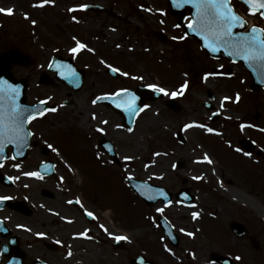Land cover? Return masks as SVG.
Wrapping results in <instances>:
<instances>
[{"label": "rangeland", "instance_id": "374dc122", "mask_svg": "<svg viewBox=\"0 0 264 264\" xmlns=\"http://www.w3.org/2000/svg\"><path fill=\"white\" fill-rule=\"evenodd\" d=\"M38 2L0 0V8L14 9L12 15L0 13V51L18 49L29 55L32 63L28 67L11 65V72L22 78L27 75L33 78L30 95H35L37 101L54 99L57 113L47 114L41 125L51 129L53 126L48 123L58 122L63 140L67 144L76 143L74 153H82L81 161L62 160L61 163L69 170L72 188L82 198L83 207L96 216L92 223L83 221L96 246L95 251L85 246L80 250L83 264H133L131 261L137 254L153 264H221L210 258L212 252L228 256L234 264H264V252L254 253L225 228L226 222L243 220L264 246V216L261 215L264 131L260 130L264 129V88L249 89V74L239 62L212 59L197 41L188 37L173 40V36L185 33L181 26L173 27L177 25V17L169 13L166 0H55L54 4L44 7L32 6ZM93 3L106 7L114 15L90 10L67 11L79 4ZM231 3L247 21L264 27L258 14L249 15L238 0ZM149 8L151 11L144 10ZM25 13L28 19L24 18ZM32 20L36 21L35 25ZM186 22L187 17L183 25ZM73 36L93 48L94 53L82 51L74 59L68 52L74 46ZM53 56L70 59L84 73V83L78 90L47 70ZM108 64L129 76L114 73L116 77H113L107 72ZM215 68L222 70V74L215 73L202 80L204 73H214ZM42 72L52 78L49 83L40 82ZM134 76L142 79H132ZM185 80L189 86L180 94V85ZM149 84L178 94H162L146 101L144 105L148 107L143 105L130 127L131 132L115 110L99 102L91 103L98 95L121 88L137 90ZM149 90L153 89L147 87ZM207 91L213 93L212 101ZM237 93L239 101H235ZM225 96L231 99L223 101L221 107ZM171 98L178 109L168 107ZM206 102L213 108L207 109ZM213 113H217L214 119ZM93 114L96 119H92ZM191 122L205 124L216 131L208 133L198 127L183 129L184 124ZM241 124L245 125L243 130ZM97 128L104 131L99 132ZM177 132H181L184 141L176 138ZM104 134L115 143L118 163L100 154L97 148V139ZM241 138L251 140L261 153L243 149L238 143ZM81 144L84 148L79 151ZM205 153L212 164L197 162ZM125 156L133 159L125 160ZM128 176L166 188L173 196V203L166 207L160 200L146 204L127 185ZM194 176L202 179L195 180ZM221 185L250 196L258 207L232 198ZM184 187L194 196L191 204L174 197ZM159 207H164L162 214L155 211ZM193 211L199 213L197 219L192 218ZM159 216L179 235L177 246L167 242L156 223ZM100 224L114 235L128 236L129 240L122 241L125 246H116L115 240L99 228ZM181 228L185 231L181 232ZM187 232L193 235L190 237Z\"/></svg>", "mask_w": 264, "mask_h": 264}, {"label": "flooded vegetation", "instance_id": "af4514ba", "mask_svg": "<svg viewBox=\"0 0 264 264\" xmlns=\"http://www.w3.org/2000/svg\"><path fill=\"white\" fill-rule=\"evenodd\" d=\"M91 12L114 15L109 9ZM14 65L20 64H13L12 67ZM20 67L22 69L28 65ZM108 74L116 77L112 73L108 72ZM12 76L15 79L22 78L14 73ZM23 78L27 79L25 104H34L37 101L35 95H30L33 78L28 75ZM49 78L51 81L52 78L50 76ZM39 80L42 83L41 76ZM40 101H45L47 108L55 107V101L52 98ZM66 102L67 100H64L63 104ZM101 103L114 110L107 103ZM49 113L51 112H46L27 124V129L34 135L28 138L27 146L21 149L22 155H15V149L11 145L0 153L4 157L0 162L3 165L0 166V197H9L7 200H0V264H83V257L79 255L83 246L91 251L96 249L92 240L74 238L75 233L85 229L84 220L86 223H92L95 220L86 217L83 214L85 208L75 203L79 199L83 205L82 198L77 195V191L73 190L69 170L61 163L62 160L81 161L82 153H74V148L78 147L76 143L67 144L63 140L62 127L58 122H49L50 127L53 126L51 129L41 125V120ZM103 138L111 141L114 149L115 143L106 134L98 137L97 148L100 154L108 157L99 144ZM49 144L56 149L55 152L48 147ZM82 148L84 144H81L79 151H82ZM13 155L15 159H10ZM15 164H19L20 167H13ZM24 172H38L43 178L25 176L22 174ZM9 177L13 179L10 180ZM69 200L73 203H67ZM231 221L240 224L238 236L229 227ZM231 221L228 224L226 222L225 228L232 237L244 241L258 255L264 252V246L243 220ZM41 232L45 235H36ZM57 240L60 243H57ZM114 243L117 245V241ZM118 245L125 246L122 241ZM69 247L72 252L71 257L67 256ZM209 256L211 257V253Z\"/></svg>", "mask_w": 264, "mask_h": 264}, {"label": "snow or ice", "instance_id": "6c2138e0", "mask_svg": "<svg viewBox=\"0 0 264 264\" xmlns=\"http://www.w3.org/2000/svg\"><path fill=\"white\" fill-rule=\"evenodd\" d=\"M173 6L182 7L184 5H190L193 9L190 18H187V32L180 37L173 36V40H183L186 38L187 33H195L200 39L203 41V48L207 49L211 53H218L223 51L227 56L234 58L233 62H235V58L242 60L249 68L253 69L254 73L262 78V82H264V27H259L257 25H252L250 28L247 27V21L240 16L234 9L231 0H172ZM55 0H39L38 3L32 5L33 7H44L45 5L54 4ZM242 3L247 6L249 15H259L261 18H264V0H242ZM89 7L87 4H79L67 9L68 12H74L76 10H86ZM144 8L143 5L140 6ZM146 11H151V9H144ZM160 11V10H158ZM0 13L6 15L14 14V9L12 7L8 8H0ZM161 15H164L161 12ZM24 18L28 19V15L25 13ZM73 21H77L76 16H72ZM31 23L33 25L36 24L35 20H32ZM161 24L164 23L163 20L160 21ZM173 27L179 28L180 25H174ZM236 29H245L241 31H236ZM114 30V29H113ZM74 42V46L68 48V52L75 59L77 54L82 51H87L89 53H94V49L89 47L86 43L81 42L75 36L72 37ZM117 47H120L118 44ZM101 64H105L104 60L100 61ZM108 70L112 73H119L122 76H129V73L122 72L119 68L113 67L112 65H106ZM49 68L56 67L59 74L66 80L77 81L79 79L78 73L75 68L70 64L66 63H56L55 61H50L48 63ZM187 75V73H185ZM216 75L215 73H204L202 80L206 81L209 76ZM132 79H142L140 76L131 77ZM189 86V82L187 80L184 81L183 84L180 85V94L183 93L185 89ZM147 87L153 89L158 93H162L164 95H172L176 96L177 92L169 93L164 87H161L156 84H149ZM20 95V89L18 86L10 84L7 80L0 79V153L5 151V148L8 145H11L15 149V155H22L21 149L27 146L28 138L34 135V133L26 128V125L31 121L43 116L46 112H55L57 109L53 108H43L34 110L29 112V110L18 103V97ZM123 97V99L121 98ZM117 107L121 108L123 111L127 112L129 115H134L137 111L135 106L136 97L129 92L127 88L118 89L110 94H103L96 96L91 103L93 105L97 104L101 100H108ZM231 99L228 96L223 97L221 101V107H223V101ZM240 96L237 93L235 96V101H239ZM234 101V102H235ZM41 104H44L45 101H41ZM148 105H144V108H147ZM143 109H140L142 111ZM217 113H213L216 115ZM92 119H96L95 114L92 115ZM101 123L106 124L107 121H101ZM119 127V126H117ZM192 127H198L204 129L208 133H213L216 130L208 127L202 123H186L183 125V129H189ZM245 127L244 124H241V130ZM264 131V129H260ZM97 131L103 132L104 129L97 128ZM129 132L132 131L131 128L128 129ZM219 135V133H216ZM49 148H52V151H56L51 144L48 145ZM240 151V149H237ZM15 155L10 157V159H15ZM154 155H160V153H154ZM245 155H250V153H245ZM4 157L0 155V162H2ZM125 160H132L133 157L125 156ZM197 162H206L208 164H212L213 161L211 158L205 153L202 157L198 159ZM0 166H3L0 163ZM15 168H19V164L13 165ZM173 168L176 167V164L172 165ZM214 171V170H213ZM25 176L36 177L42 179L38 172H24L22 173ZM128 180H131L132 177H126ZM195 180L202 179L201 176L192 177ZM9 179H13L9 177ZM18 179V177H17ZM139 192V194L145 197L148 200H155L157 197H165L166 206L171 205L173 202L167 199L165 191L162 189H154L147 182H143L141 184L133 185ZM9 197L2 196L0 200H7ZM67 203L71 204L73 201L69 200ZM76 204H79L81 208L83 205L81 201L77 199L75 201ZM177 203H180L177 201ZM195 207V205H192ZM155 211L157 213H163L164 207L156 208ZM86 217L96 219L95 214L92 211L84 210L83 213ZM193 219H197L199 213L193 211L191 213ZM62 219H65L62 217ZM71 223V221H68ZM99 228L102 229L108 236L112 237L115 241H127L129 237L126 235H114L112 232L105 227L104 224H100ZM181 232L185 230L183 228L180 229ZM90 229H83L82 231L75 233L74 238L81 237L84 239H92L89 235ZM38 236H44V233H36ZM186 235L192 236V232H187ZM163 239V237H161ZM60 243L59 240L56 241ZM167 251H171L170 249H166ZM67 256L71 257L72 252L69 247L67 252ZM237 260L240 257H236Z\"/></svg>", "mask_w": 264, "mask_h": 264}, {"label": "water", "instance_id": "95a60500", "mask_svg": "<svg viewBox=\"0 0 264 264\" xmlns=\"http://www.w3.org/2000/svg\"><path fill=\"white\" fill-rule=\"evenodd\" d=\"M168 7H169V12L171 15L175 16L178 18V22L177 24H179L180 26L183 27L184 33L187 32V23L183 25V21L187 18H190L191 13L193 11V9L191 8L190 5H184L182 7H175L173 6V2L172 0H166ZM242 3V0H239ZM243 4V3H242ZM89 7L87 9H92L95 11H100L103 10L104 7L100 6V5H96V4H88ZM246 6V5H245ZM247 7V6H246ZM186 11L188 12V15L186 16ZM264 19V18H263ZM250 28V27H249ZM241 30H245V29H236V31H241ZM187 37L194 39L196 41H198L199 46L202 50H204L207 55H209L212 58H226L229 61L233 62L234 58L227 56L223 51L218 52V53H211L209 52L207 49L203 48V41L200 39L199 36H197L195 33H191L188 32L187 33ZM162 40H165V37L162 38ZM51 61H55L56 63H66V64H70L72 65L73 68H75L76 72L78 73L79 79L77 81H70V80H66L64 79L59 72L57 71L56 67L53 68H49L48 70L55 72L56 78L60 79L62 82H64L65 84L69 85L71 88L77 90L80 88L82 80H83V76L82 73L79 69H77L74 65L73 62H71L69 59H63L60 56H53L51 58ZM235 62H240L243 66L244 69H246L249 73L250 76V84H249V89L250 90H256L258 87H262L264 88V82H262V78L258 77L253 69L249 68L242 60L235 58ZM13 63H19V64H24V65H28L32 63V59L29 57V55H26L22 52H18L15 50H10L8 52H0V79H4L7 80L10 84H13L15 86H18L20 89V95L18 97V103L22 104L23 106H25L29 112H32L34 110H38V109H43V108H47V106H45L44 104H41L40 102H37L35 104H31V105H26L24 103V99H25V89H26V80L25 79H18L15 80L11 74L10 71V67L11 64ZM111 72V71H110ZM214 73H219L218 70L213 69ZM50 80V78L47 76V74L44 72L41 75V81L43 83H47ZM129 90V89H128ZM129 92H131L135 97V106H136V113L134 115H129L127 112L123 111L121 108H117L110 99L108 100H101L99 102H105L107 104H109L113 109H115L123 118V122L125 124V126L127 128L132 127L134 120L136 118V116L138 115V113L140 112V109H142L144 103L146 101H153L159 97L162 96V93H158L154 90H149L147 92V87H138L137 90H129ZM207 95H208V99L212 100L214 95L211 91H207ZM123 99V97H121ZM204 106L207 109H211L213 108V105L210 102H206L204 103ZM168 107L172 108V109H178V105L176 102H174V100H170L168 102ZM216 115L213 116V118H215ZM27 128V125H26ZM177 138L179 139V141H184V137L181 134V132H177L176 134ZM239 143L240 145L245 148L248 151H252L254 148V144L253 142H251L249 139L247 138H241L239 139ZM99 144L102 146V148L104 149V151L108 154V156L115 162L118 163V159L117 156L115 154V150L113 148V144L106 140V139H102L99 141ZM257 154H260L261 151L257 150L256 151ZM177 166H181V163H177ZM127 180V184L128 186L131 188V190L136 193L146 204H153L155 202H157L158 200H161L164 204H166V199L165 197H157L155 200H148L145 197L141 196L139 194V192L137 191V189L135 187H133V185H137V184H141L144 181H140V180H135L134 178H132L131 180ZM148 183V182H147ZM150 184V183H148ZM154 189H162L163 191H165L167 199L171 200L172 195L171 192H169L166 188L160 187V186H155L150 184ZM175 197L179 200L182 201L184 203H188L191 204L194 201V196L191 195L189 193V190L187 188H182L180 189L176 194ZM157 224L159 225V227L163 230L165 237L167 238V240L169 241L170 244H172L173 246H176L178 244V237L176 234H174L173 232V228L171 227V225L168 223V221L163 217V216H159L157 218ZM239 225L236 221H231L229 223V227L231 229V231L235 234V235H239ZM211 257L212 259H215L223 264H232V261L225 256H221L218 255L215 252L211 253ZM132 263L134 264H153L151 261L145 259L143 256L138 255L137 258L132 260ZM7 264H11V263H7Z\"/></svg>", "mask_w": 264, "mask_h": 264}, {"label": "bare ground", "instance_id": "6f19581e", "mask_svg": "<svg viewBox=\"0 0 264 264\" xmlns=\"http://www.w3.org/2000/svg\"><path fill=\"white\" fill-rule=\"evenodd\" d=\"M5 8H8V7H5ZM206 165H208V163L205 162ZM217 163H214V165L216 166ZM216 172V171H215ZM231 183V181H230ZM221 187L232 197V198H236V199H239L243 202H246V203H250L251 201H255L253 198H251L250 196L246 195V194H243L242 192L240 191H236L234 189H230V188H226L225 186L223 187L221 185ZM252 204V206L254 207H258L256 204H253L252 202L250 203V205ZM261 215L264 216V208H261Z\"/></svg>", "mask_w": 264, "mask_h": 264}]
</instances>
